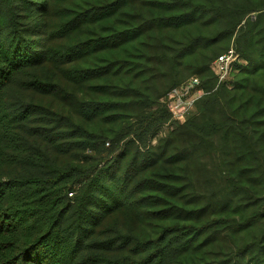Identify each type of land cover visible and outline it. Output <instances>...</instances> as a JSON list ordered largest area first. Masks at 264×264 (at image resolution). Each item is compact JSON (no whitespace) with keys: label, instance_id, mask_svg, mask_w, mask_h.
<instances>
[{"label":"trees","instance_id":"1","mask_svg":"<svg viewBox=\"0 0 264 264\" xmlns=\"http://www.w3.org/2000/svg\"><path fill=\"white\" fill-rule=\"evenodd\" d=\"M0 264H264V0H0Z\"/></svg>","mask_w":264,"mask_h":264},{"label":"built area","instance_id":"2","mask_svg":"<svg viewBox=\"0 0 264 264\" xmlns=\"http://www.w3.org/2000/svg\"><path fill=\"white\" fill-rule=\"evenodd\" d=\"M237 61H239V55L233 47L220 54L213 61L211 67L217 76L216 87L229 82ZM199 85L200 81L198 78H191L167 94L165 101L173 119L177 121L186 120V116L193 108L195 101L205 93Z\"/></svg>","mask_w":264,"mask_h":264},{"label":"rangeland","instance_id":"3","mask_svg":"<svg viewBox=\"0 0 264 264\" xmlns=\"http://www.w3.org/2000/svg\"><path fill=\"white\" fill-rule=\"evenodd\" d=\"M233 78H231L229 80V84L227 85L228 87H231V81H232ZM173 119V118H172ZM186 121V120H185ZM185 121H177L175 119H173L172 121H169L168 123H166L165 125L162 126L161 130L159 131L158 133V136H164L166 135L169 131L173 130L176 123L175 122H179V123H183ZM156 139L154 140V143H156Z\"/></svg>","mask_w":264,"mask_h":264}]
</instances>
